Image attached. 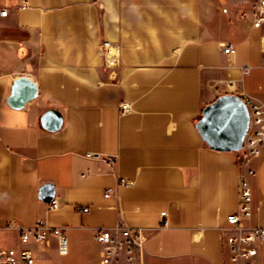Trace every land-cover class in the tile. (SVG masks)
<instances>
[{
  "label": "crops",
  "instance_id": "crops-1",
  "mask_svg": "<svg viewBox=\"0 0 264 264\" xmlns=\"http://www.w3.org/2000/svg\"><path fill=\"white\" fill-rule=\"evenodd\" d=\"M257 2L0 0V243L17 244L9 222L42 219L64 228L66 252L55 237L31 242L39 264H99L93 229L121 224L144 230L142 264H231L219 226L246 166L250 223L264 225V147L245 161L210 148L195 123L221 94L264 105ZM22 75L37 95L14 109L7 97ZM47 109L61 116L56 130L41 125ZM44 183L56 207L40 201ZM253 264H264V245Z\"/></svg>",
  "mask_w": 264,
  "mask_h": 264
},
{
  "label": "built area",
  "instance_id": "built-area-1",
  "mask_svg": "<svg viewBox=\"0 0 264 264\" xmlns=\"http://www.w3.org/2000/svg\"><path fill=\"white\" fill-rule=\"evenodd\" d=\"M6 8H0V15H5ZM264 25V0H258L254 17L253 27ZM111 44L104 40L100 46V53L106 56ZM261 48L264 52V31L261 35ZM233 47L230 43L223 45V52L230 53ZM246 71V70H245ZM245 102L249 114V129L243 140L240 150L243 159L247 161L250 157L258 154L259 149L264 147V105L252 99L241 96ZM123 111L128 110L127 104H122ZM85 156L92 159H100L97 152H86ZM107 161L112 162V156H106ZM254 170L246 166L238 174V205L234 213L226 216L224 224L219 226L221 243L228 252L231 264H253L254 257L264 245V225H252V192L248 181V175ZM120 184L129 185L125 180ZM108 193L105 194L107 196ZM49 206L56 207L54 199ZM79 211H87V206H77ZM8 228L17 230L16 245H0V264H39L34 251L29 243H45L50 237H55L59 253L66 252V236L64 228L50 226L42 219H38L31 227L17 226L9 222ZM93 239L100 246L99 264H142L144 241L146 234L142 228L127 227L116 224L113 228L98 227L92 232Z\"/></svg>",
  "mask_w": 264,
  "mask_h": 264
},
{
  "label": "water",
  "instance_id": "water-1",
  "mask_svg": "<svg viewBox=\"0 0 264 264\" xmlns=\"http://www.w3.org/2000/svg\"><path fill=\"white\" fill-rule=\"evenodd\" d=\"M37 95V85L27 76L13 79L7 104L20 109ZM61 116L55 109H47L40 118L42 127L56 130L61 125ZM195 127L202 140L212 149L238 152L249 129V114L239 95L225 93L204 105ZM54 186L44 183L39 188V199L49 203L54 198Z\"/></svg>",
  "mask_w": 264,
  "mask_h": 264
},
{
  "label": "bare ground",
  "instance_id": "bare-ground-1",
  "mask_svg": "<svg viewBox=\"0 0 264 264\" xmlns=\"http://www.w3.org/2000/svg\"><path fill=\"white\" fill-rule=\"evenodd\" d=\"M108 50L109 51H108V53H106V56L109 58L110 55H108V54H111L112 52H114L115 51V48L114 47H109ZM109 62L111 63V60H109Z\"/></svg>",
  "mask_w": 264,
  "mask_h": 264
},
{
  "label": "rangeland",
  "instance_id": "rangeland-1",
  "mask_svg": "<svg viewBox=\"0 0 264 264\" xmlns=\"http://www.w3.org/2000/svg\"><path fill=\"white\" fill-rule=\"evenodd\" d=\"M5 243H6V242L4 241V242L0 243V245H5Z\"/></svg>",
  "mask_w": 264,
  "mask_h": 264
}]
</instances>
